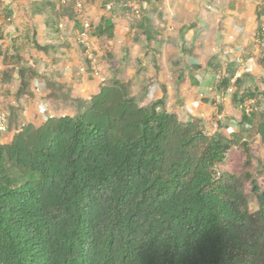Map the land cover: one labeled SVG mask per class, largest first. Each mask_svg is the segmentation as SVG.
Instances as JSON below:
<instances>
[{
	"label": "trees",
	"instance_id": "obj_1",
	"mask_svg": "<svg viewBox=\"0 0 264 264\" xmlns=\"http://www.w3.org/2000/svg\"><path fill=\"white\" fill-rule=\"evenodd\" d=\"M136 2L132 28L147 43H161L144 7L150 0ZM64 3L33 1L30 9L47 11L55 23L68 11ZM109 11L90 24L96 39L114 37ZM255 13L259 23L264 6ZM66 16L80 27L71 10ZM192 27L179 30L181 53ZM4 33L0 26L1 80L15 79L16 97L32 98V82L44 74L16 38L4 45ZM30 45L44 53L53 49L34 34ZM81 48L90 78L92 62ZM147 54L136 56L138 70ZM259 60L264 65V49ZM234 71L229 64L215 88L231 87L236 107L248 97L260 98L261 106L264 88L250 84L249 72L231 82ZM45 80L49 100L60 96L76 108L22 124L0 143V264H264V187L250 178L247 191L242 178L218 170L232 145L247 149L251 134L264 144V107L241 111L237 131H222L233 120L225 117L207 133L201 116L181 121L161 98L141 105L116 76L88 99L70 98Z\"/></svg>",
	"mask_w": 264,
	"mask_h": 264
},
{
	"label": "rangeland",
	"instance_id": "obj_2",
	"mask_svg": "<svg viewBox=\"0 0 264 264\" xmlns=\"http://www.w3.org/2000/svg\"><path fill=\"white\" fill-rule=\"evenodd\" d=\"M12 1H14L12 4H16L17 6L15 18L24 19V8L31 0ZM135 1L136 0H65L64 4L66 10H71L78 22H80V19H84L90 24H95L96 20L102 13L106 14L109 10L116 13L117 20L114 19L113 38L96 39L89 33L90 49H92V55L94 58L91 69L92 75L93 77L95 76L96 79V84L93 83L94 87H97V85L102 82L107 83L110 78H107V74L111 77L116 76L121 81H125L129 84L131 95L134 96L141 105H144L147 100L144 98L147 88L153 83L160 82L158 78H169L170 81H173V94H171L172 98L170 101L171 103L173 99L174 101L171 104V107H176L175 102L178 96H183L184 91H190L186 88L190 86L191 79L186 77L178 79L181 75L182 68L187 65V62L192 61L193 63H201L203 69H206L205 72L209 71L213 73L215 80L222 73L226 59L223 60L221 58L222 54L218 51H225V47L220 46L219 39L223 33L224 21L229 20L230 18L231 22L234 20V22L239 23V27L241 28L240 35L236 39L237 42H239L237 44L239 50L233 51V56L239 57V60L237 59L238 61L236 62V72H239L240 74L242 72L250 73L254 69L258 70L264 68V65L260 63L259 60L260 49L258 50V48L251 45L257 35L256 28L264 26V14L259 23L256 20L253 22V17L255 15L254 6L256 4L264 6V0H150L149 3L144 4V7L147 15L151 19V27L162 31L167 37H173L172 41L171 39L169 40L170 44H165L164 46L163 44L162 46L158 45L159 53L155 65L153 64L152 53L149 49L154 45L157 46V42L147 43L143 35L138 32L136 33L132 29L133 20L140 10V5ZM23 2L25 4H23ZM5 3H7V0H0L1 22L2 18L5 21L7 16V13L4 11ZM77 3L80 5V11H77L75 8ZM108 3L110 4V9L107 8ZM232 7L233 9H231ZM231 10H233V14L227 16V14H229L227 11ZM68 11H64L65 13L61 11L60 19L57 20L55 24L60 32L63 33L64 38L68 40V44L78 47L77 32L80 27L75 26L74 23L67 18L66 14H68ZM234 15H238L240 20ZM25 22L27 21H23V23ZM180 24L196 25L194 29L189 30L186 34V47H190V49L192 48V52L186 57H183L179 51H177L178 49L173 43V40L174 42L175 40H178V35H176V33ZM254 25L255 29H252V26ZM16 39L20 43V47L25 48L26 55L38 56V52L30 47L29 36L25 39L23 35H20ZM38 40L41 43L49 41V34L46 33V31L43 32V34L38 36ZM77 47L75 48L77 49ZM141 49H146L149 53L146 56V67L144 71L135 72V68L138 64L134 57ZM47 57L50 58V55ZM59 65L64 70L66 68H72L73 70L77 68L78 73L84 72L81 59L76 60V57H74V61H71L68 57L63 62H59L58 66ZM216 66L218 69L215 70L213 67L217 68ZM1 68L2 66L0 65V69ZM158 69H162V72L160 70L158 71ZM157 72H160V75L156 74ZM178 74L180 75L178 76ZM70 77L71 74L68 73L64 81ZM82 82L83 81H79L77 85H80ZM254 84L257 86L259 85L257 79ZM8 85L9 87H6L5 90L4 83L2 80L0 81V110H5L10 113L9 107L12 106L10 99L11 85ZM260 86L261 85H259V87ZM32 88L38 91L39 89L44 90L45 87L40 79H34L32 82ZM230 90L231 87L229 88V91ZM71 92L73 95H84L85 97H88L91 94L90 92L83 94L77 87H74V90ZM21 99L22 98L20 97L16 100L18 105H20V108L25 112V101L21 102ZM41 104L42 105L36 104L39 108L35 106V112L37 114L35 115V119L39 120H34L36 122L43 121L41 114H52L53 116L71 114L73 112L72 109L74 108L72 104H63L62 102V105H60V102L51 99L49 100L48 98L46 102L43 100ZM46 108L52 109L53 111H48ZM240 116V106L236 109H230L229 111L224 110L223 115L219 118L216 117V114L212 115L211 113L205 117L204 121L206 122V127L204 130L207 133H211V131L213 132L216 128L219 121L224 124L225 121L222 122L221 120L225 117H231L233 120H231L227 128L222 131H237L239 130L237 123ZM29 117H31L30 114L22 113V118H20V120H24L23 124H25L28 122L27 120H29V122L31 121L30 119L32 117ZM178 117L181 121L187 120V115ZM10 118H12L11 121ZM13 123H15V125L19 124L10 113L8 118L9 129L13 126ZM8 124H6L7 127ZM218 170L234 173L242 178L243 182H245V189L247 191H249L250 178L255 180L256 183L263 188L264 144L260 142L258 137L251 134V137L248 139L247 149H244L241 144L232 145L224 161L218 164ZM250 204L256 205L255 200L251 199Z\"/></svg>",
	"mask_w": 264,
	"mask_h": 264
},
{
	"label": "crops",
	"instance_id": "obj_3",
	"mask_svg": "<svg viewBox=\"0 0 264 264\" xmlns=\"http://www.w3.org/2000/svg\"><path fill=\"white\" fill-rule=\"evenodd\" d=\"M33 1H44L45 2V0H31L29 2V4H27L24 8V10H25L24 19H19V18L16 19L15 18V12H16L17 6H16V4H12V2H14V1L7 0V3L4 4V11H5V13H7V16H6L5 21L3 18H2V22L0 21V26L5 31V33L3 35L4 38H3L2 42H4V45H7L11 38L15 39L18 36L23 35L25 37V39H27L28 36H29V38H32L33 34L35 35L36 39L38 40V36L40 34H43V32L46 31V33L49 34V41H46L43 43L53 44V47H52L53 49H49L48 53H44V52L36 50L34 47H32L35 51L38 52V56H34L32 54H31L32 56H29V57H31L37 61L39 72H42L44 74L43 77H40L38 79H40L43 82L45 88H44V90L39 89L38 91H36L31 86V90H33L34 96L32 98H29L27 96L21 97L22 98L21 102L25 101L24 104L26 106L25 107L26 111L24 112V110L22 108H20V105H18V102L16 100L17 97H16L15 93H16V89H17V81L15 79L10 81V83H9L11 85V90H10L11 97H10V99H11V103H12V109L14 111L13 115L15 116V120L18 121L19 124L15 125V123H13L12 124L13 126L10 129H9L10 126L8 125V127H7V125H6L5 129L2 132H0V143L5 141L13 133H15L19 130V126H21L24 122V120H20V118H22V113H26L28 115L30 114V116L32 117V118L29 117V118H31L30 119L31 121L37 120V119H35V115H37L35 112V106H36V104L42 105L41 102L43 100H45V102H46L47 96L49 94V89L46 86V80H45L46 78L50 81V83L55 84L56 86L60 85V90H62L64 93H66L70 98L88 99L91 95L95 94L98 91V86L104 83V82L99 83L97 85V87H94L93 83H95V80H96L95 76L93 77V75H92L90 78H88L86 73H84V72L78 73L77 68L75 70H73L72 68H66L64 70L63 68L60 67V65L58 66L59 62H61V61L63 62L68 57L71 59V61H74V57H76V60H78V59L80 60L79 50L75 48L77 46H73L72 44H70V45L68 44V40H66V38H64L63 33H61L60 30L57 28L56 24L48 18L49 13H47V11H45V10L43 11V9L41 11H32L30 9L31 8V2H33ZM23 4H25V3L23 2ZM258 5L259 4H256L254 6V14L255 15L253 17V22H254V20H256V13L255 12H256ZM231 9H233V7ZM110 12L111 11H109L107 13L105 12V13L110 14ZM227 12L229 13V14H227V16H229L230 14L231 15L233 14V10L227 11ZM115 14L116 13H114L112 11L113 23H115L114 19L117 20V16ZM234 16L240 20L238 15H234ZM99 17H98V19H99ZM230 19L224 21V23H223L224 28L222 31L223 33L221 34V37L219 39L220 46L225 47V51H223V52L218 51L219 53L222 54L221 58L223 60L226 59L225 67L222 70L223 73H225L229 64H233V67L235 69L234 72H236L237 71L236 62L239 60V57L233 56V54H234L233 51L239 50V46L237 45L239 42H237L236 39L240 35V32H241L240 29L241 28H237L240 26L239 23L234 22V20L231 22ZM57 20H59V19H57ZM23 21H27V22L23 23ZM74 25L77 26L76 24H74ZM183 25H187V24H180V26L177 29L176 35H178L177 36L178 40H175V42L173 40V43L176 45V47L178 49L177 51L180 50L178 45H177L179 40H180L179 30ZM195 26L196 25L194 24V27H192V28H190L184 32V35H183L184 47L187 50V52L181 53L179 51V53L183 57H186L188 54H190L192 52L191 51L192 48L190 49V47L189 48L186 47V44H187L186 34L189 30L194 29ZM153 29H156V28H153ZM252 29H255V25L252 26ZM256 30H257V28H256ZM113 31H114V29H113ZM158 31L160 33H162L161 43H158V42H160L158 39L152 40L151 41L152 43L157 42V46H155V45L152 46L154 48V51L149 50L152 53V57H153L152 60H153L154 65L156 64V59H157V56L159 53L158 45L162 46V44H163V46H164L165 44H170L169 40L171 39V41H172V38H173V37H167L160 30H158ZM43 43H41V44H43ZM251 45L258 48V50L260 49V52L262 49H264V42L262 45L256 46L254 44V40H253ZM23 49L25 52L24 47H23ZM141 50H144V49H141ZM141 50H139V52H141ZM138 53L134 57L135 60H136V56L138 55ZM25 54H26V52H25ZM48 55H50V58L47 57ZM146 56L144 59L145 67H146ZM47 60H49V61H47ZM0 65L2 66L1 69H3V65L1 63H0ZM196 65H199V67L195 68L194 66H196ZM145 67L142 68L141 70H138L139 65H137V67L135 68V72L144 71ZM213 68L215 69V67H213ZM159 70L162 72V69H158V71ZM205 70L206 69H203V65L201 63H199V62L193 63L192 61L187 62V65H185L182 68L181 75L178 74V76L180 75V77L178 78V76H177V78L180 79L181 77H186L188 79H191L190 86L188 88H186V89H189L190 91H184L183 96H181V95L178 96V98L175 102L176 107H171L172 106L171 104L174 101V99H173L172 103L170 101L172 98L171 94H173V85H172L173 81H170L169 78H167V79L158 78V80L160 82L151 84L147 88V91L145 92L144 98H145V100L147 99L145 102H148L151 99H157V98L160 99L161 98L165 102V106H166L168 111L175 113L177 116H183V115L186 116L187 115V119L189 116L196 115V116H201V118L205 120V117H207L211 113H212V115L216 114V117L219 118L221 115H223L224 110L229 111L230 109L238 108L233 104V102L230 98V93H229L230 87L228 88L227 91H222L220 89H216L215 88V76H213L212 72H209V71L205 72ZM68 73L71 74V77L68 78L66 81H64L66 79V75H68ZM156 74L160 75V72H157ZM250 75L252 76V78H254L252 80V82L250 81L251 85H256V84H254V82L257 79L258 84L261 85L260 87L264 88V68L258 69V70L254 69V70H252V72H250ZM109 77H111V76L109 74H107V78H109ZM0 81H1V78H0ZM79 81H83V82L80 85H77V83ZM4 87L6 90V87L8 88L9 85L4 83ZM74 87H77L83 94L88 93V92H90L91 94L88 97H85L84 95H82V96L73 95L71 91L74 90ZM258 99H260V98H258ZM258 99L256 98L255 100H258ZM54 100L60 102V105H62V102H63V104L64 103L72 104V106L74 107L72 109V111H73L72 113L75 112L76 107L72 101L62 100L60 96H58L57 98L54 97ZM38 102H40V103H38ZM256 103H257V101H256ZM36 107L39 108L38 106H36ZM17 108H18V112H17ZM259 108H261V107L259 106ZM46 109L48 111L52 110L49 108H46ZM9 111H11V110H9ZM48 115L53 116L52 114H48ZM44 116H46V114H41V118H44ZM27 121L29 122V120H27ZM37 121H39V120H37Z\"/></svg>",
	"mask_w": 264,
	"mask_h": 264
},
{
	"label": "built area",
	"instance_id": "obj_4",
	"mask_svg": "<svg viewBox=\"0 0 264 264\" xmlns=\"http://www.w3.org/2000/svg\"><path fill=\"white\" fill-rule=\"evenodd\" d=\"M62 2H65V0H61ZM136 2V1H135ZM77 11H80V5L77 3L75 6ZM107 8L110 9V4H107ZM240 28V27H237ZM89 33H90V23L86 20L80 19V29L77 32V41L82 46L83 53L91 62L94 61L93 55H92V49H90V43H89ZM264 42V26L260 28V33L256 35L254 39V44L256 46L262 45ZM240 76L239 72H236L231 81L233 82L235 78ZM259 108V105H256L255 98H245L241 105V111H243L245 114L249 115L253 110L256 108ZM264 107V101H261V106ZM7 123V113L5 111L0 110V131H3L5 129V124Z\"/></svg>",
	"mask_w": 264,
	"mask_h": 264
}]
</instances>
